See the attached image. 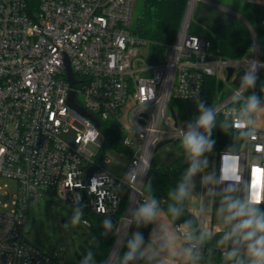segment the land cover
<instances>
[{
	"label": "built area",
	"instance_id": "obj_1",
	"mask_svg": "<svg viewBox=\"0 0 264 264\" xmlns=\"http://www.w3.org/2000/svg\"><path fill=\"white\" fill-rule=\"evenodd\" d=\"M134 1L0 0V175L18 184L13 208L0 213V264H65L25 235L29 202L39 199L40 186L51 187L68 204L99 214L115 215L127 194L126 213L142 202L159 143L181 140L187 125L194 126V120L179 119L172 99L198 101L205 76H216L223 87L212 106L216 117L228 115L234 128L246 130L238 113L251 92L237 91L234 81L253 62L258 72L264 68L255 32L248 54L224 59L204 38L189 32L202 0H187L174 41L160 59L152 62L148 53L140 64L139 47L147 43L130 30ZM67 60L77 80L74 100L99 126L68 104L72 88ZM228 67H233L229 78ZM100 120H112L124 133L122 144L131 154L122 175L101 164ZM66 125L78 132L77 147L61 139ZM251 127L255 134L245 135L238 150H215L214 169L259 203L264 202V127ZM5 194L6 185L0 187V196ZM126 213L116 220L118 229ZM82 223L90 225L86 218ZM174 228L192 253L201 256L203 244L196 236L187 241L184 224L175 223ZM219 250L224 251L222 246Z\"/></svg>",
	"mask_w": 264,
	"mask_h": 264
},
{
	"label": "trees",
	"instance_id": "obj_2",
	"mask_svg": "<svg viewBox=\"0 0 264 264\" xmlns=\"http://www.w3.org/2000/svg\"><path fill=\"white\" fill-rule=\"evenodd\" d=\"M186 6L187 0L140 1L138 14L133 18L130 30L132 34L146 41L149 48L150 61L154 62L160 59L166 50V46L174 41L181 26ZM213 10L215 12L211 16L209 13L212 11V7L200 9L197 5L189 25V32L204 38L209 43L210 50L224 59H239L248 54L251 49L252 35L245 22L230 13L219 9ZM238 12L253 27L259 45V56L264 62V24L262 23L264 8L260 4L246 2L243 8L238 9ZM254 91L258 96L264 98V68L259 70V79ZM222 94L223 87L217 77L207 75L204 77L202 96L198 101L173 98L172 104L180 120H194L199 115L197 110L198 103L203 101L205 107H212ZM100 122V129L104 135L100 155L102 156L109 148H116L130 155V150L122 144L124 137L122 130L112 120H100ZM221 125L224 126L223 129ZM243 132V130L233 127L228 115L219 113L216 117V127L213 129L212 134L216 141L214 150H226L229 144L234 146L232 151L238 150L245 136L242 134ZM176 141L179 149L178 156L167 164H158L152 159L144 189L147 194L155 195L159 199L160 207L173 223L191 222V231L194 236L198 237L201 231L199 222L196 216L187 209L186 200L181 205L183 212L178 219L173 220L167 212L169 204L174 203L168 198V191L175 188L177 181L187 167L181 140ZM215 198L218 199V196L216 195ZM128 199L129 194L125 196L115 215L99 214L89 208L86 210L81 208L82 218L89 220L90 225L87 227L94 235L96 241L85 239L79 245L80 248L76 250V255L80 261L88 251H91L93 253V261L90 264L106 263L117 238L118 224L116 220L125 214ZM105 218H111L114 225H116L108 235H104L105 230L101 223ZM150 230L151 225L136 227L133 224L129 226L124 242L113 264H121L120 258L126 250V241L132 237L134 232L139 231L145 239H148ZM218 240L219 235H213L210 240L202 243V255L198 261H209L211 264H227L223 260V253L219 250ZM129 264H150V262L145 255H137V258L130 261Z\"/></svg>",
	"mask_w": 264,
	"mask_h": 264
},
{
	"label": "clouds",
	"instance_id": "obj_3",
	"mask_svg": "<svg viewBox=\"0 0 264 264\" xmlns=\"http://www.w3.org/2000/svg\"><path fill=\"white\" fill-rule=\"evenodd\" d=\"M259 79L257 64L253 62L240 77V92H251L243 97V106L239 110V117L246 126L243 135H254L255 130L251 127L255 123L254 116L264 111V98L258 96L254 89ZM234 99L236 95L234 94ZM199 115L194 118V126L189 123L181 135V146L184 152L186 169L177 181L174 189L168 191V198L174 203L169 204L167 212L173 220L178 219L183 212L181 205L190 199L195 185L192 178L201 175V183L208 186L210 193H215L218 199L215 216L218 222L219 232H210L206 229L199 232L195 237L202 244L210 240L213 235H219L217 243L223 247V260L227 264H264V202L256 203L249 196L243 194L235 183L228 181L219 171H206L210 166L209 153L215 149L216 141L213 138V129L216 127V112L213 107H205L203 101L198 103ZM223 129L224 126L221 125ZM234 146L227 145L226 151L231 153ZM151 193V192H150ZM161 213L160 201L152 194L144 197L138 202L125 217L128 226H148L155 223ZM81 208L75 210L71 222L78 224L81 220ZM104 235L116 227L111 218H105L102 222ZM191 222H185L184 238L187 241L194 239ZM145 238L139 231L134 232L127 239L125 252L120 258L121 264H129L137 258L144 256L147 248L144 247ZM167 246L165 238L164 247ZM189 264H196L200 258L199 254H193L191 248L188 250ZM93 261V253L88 251L81 260V264H90Z\"/></svg>",
	"mask_w": 264,
	"mask_h": 264
},
{
	"label": "rangeland",
	"instance_id": "obj_4",
	"mask_svg": "<svg viewBox=\"0 0 264 264\" xmlns=\"http://www.w3.org/2000/svg\"><path fill=\"white\" fill-rule=\"evenodd\" d=\"M140 1H134L133 18L138 14ZM246 2L245 0H202L198 4V8L206 9L207 7H212V11L209 14L213 16L215 12L213 9L215 8L212 4H218L238 12V9L243 8ZM253 2L260 4L264 8V0H253ZM148 53V46H140L137 61L140 64H145ZM79 98L82 99V96L79 95ZM254 120L255 125L264 127V111L256 113ZM75 126L81 128V125L78 123H75ZM60 137L72 147H77L81 142L78 132L69 125L63 128ZM178 154V142L172 140L163 144L155 151L153 161L158 164H167L175 159ZM208 157L210 166L206 171L211 172L215 167L216 151L214 150L212 153H209ZM129 160L130 156L128 154L116 148H109L101 156L102 166L117 175L124 173ZM201 175L197 174L192 178L195 187L190 198L193 202L192 207H194V210L191 211L195 215L198 213L202 217H205L204 220H206L207 224H211L215 230L219 227L215 216L214 193H210L208 186L201 183ZM5 185L6 194L0 196V213H5L13 208V201L18 188L16 180L0 175V187H4ZM77 208L80 207L68 204L58 198L52 192L51 187L40 186L39 199L30 200L25 217V235L27 239L42 251L57 255L65 264H81L80 259L76 255V250L80 248L79 245L85 239L89 241H96V239L88 227L82 223V215L78 224L71 222Z\"/></svg>",
	"mask_w": 264,
	"mask_h": 264
},
{
	"label": "crops",
	"instance_id": "obj_5",
	"mask_svg": "<svg viewBox=\"0 0 264 264\" xmlns=\"http://www.w3.org/2000/svg\"><path fill=\"white\" fill-rule=\"evenodd\" d=\"M239 15L241 14L239 13ZM215 196L216 195L214 193V197ZM186 206L187 209L194 214V212L191 211L194 210V207H192L193 202L190 199L186 200ZM214 206L216 207L215 203ZM195 216L199 222L201 230L206 229L210 232L219 231V228L214 230L211 224L208 225L206 220H204L205 217H202V215L197 213ZM174 224L175 223L170 220L165 211L161 208V213L157 221L151 224L149 237L148 239H145L144 244V247L147 248L145 257L148 259L150 264H189V248L183 241L180 234L175 230ZM165 238H167L166 247H164ZM196 264L211 263L209 261H197Z\"/></svg>",
	"mask_w": 264,
	"mask_h": 264
},
{
	"label": "water",
	"instance_id": "obj_6",
	"mask_svg": "<svg viewBox=\"0 0 264 264\" xmlns=\"http://www.w3.org/2000/svg\"><path fill=\"white\" fill-rule=\"evenodd\" d=\"M240 19L243 20V22H245V24L248 26V28L250 29L251 32H254L253 27L251 26V24L249 23V21H248L245 17H243L242 15H240ZM66 64H67V71H68V80H69V83H70V87L72 88V89H71V92H70V95H69L68 104H69L72 108H74V109L78 110L79 112H81L82 114H84V115L90 117V118L95 122V124L99 126V121H98V119H97L96 117H94L92 114H90L89 112H87V110H86L84 107L79 106V105L75 102V100H74V95H75L74 86H75V84L77 83V80H76L75 77H74V74H73V72H72V69H71V66H70L68 60H67ZM232 73H233V67H228V78L231 76ZM243 73H244V71H241V72L238 74V76L236 77V79H235V81H234L235 84H239V83H240V77L243 75ZM170 110H171L172 115L175 117V111H174L173 107H170ZM170 141H172V140H171V139H167V140L161 141V142L159 143V145H158V148H159L160 146H162L163 144L168 143V142H170ZM92 173H93V168L91 167V168H89V170H88V172H87V181L89 180V178H90V176H91ZM240 191H241V189H240ZM84 209L86 210L85 207H84ZM128 229H129V226H128ZM128 229H127V232H128ZM127 232H126V234H127ZM118 236H119V232L117 233V238H116L115 244H114V246H113V248H112V250H111V252H110V254H109V257H108V259H107V261H106L105 264H108V263L110 262V258H111V256H112V253H113L114 247H115V245H116V243H117ZM125 237H126V235H125ZM125 237H124V239H125ZM124 239H123V241H122V243H121V245H120V248H121V246H122V244H123V242H124ZM120 248H119V250H118L116 256L114 257V259H113L109 264H113V263H114V261H115L117 255H118V253H119V251H120Z\"/></svg>",
	"mask_w": 264,
	"mask_h": 264
},
{
	"label": "bare ground",
	"instance_id": "obj_7",
	"mask_svg": "<svg viewBox=\"0 0 264 264\" xmlns=\"http://www.w3.org/2000/svg\"><path fill=\"white\" fill-rule=\"evenodd\" d=\"M133 208H134V207L131 206V207L128 209V211H127V213H126V216L130 213V211H131ZM126 216H125V217H126ZM127 229H128V222L124 219L123 223L121 224L120 230H119L118 240H117V243H116V245H115V247H114V250H113L112 256H111V258H110V262H111V261L114 259V257L116 256V254H117V252H118V250H119V248H120V245H121V243H122V241H123V239H124V237H125V235H126ZM110 262H109V263H110ZM109 263H108V264H109Z\"/></svg>",
	"mask_w": 264,
	"mask_h": 264
}]
</instances>
